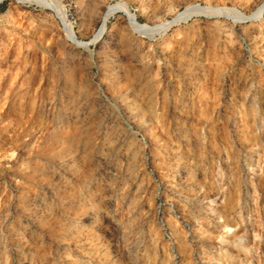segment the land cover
Here are the masks:
<instances>
[{
    "label": "rangeland",
    "instance_id": "374dc122",
    "mask_svg": "<svg viewBox=\"0 0 264 264\" xmlns=\"http://www.w3.org/2000/svg\"><path fill=\"white\" fill-rule=\"evenodd\" d=\"M48 1L0 0V264H264V0Z\"/></svg>",
    "mask_w": 264,
    "mask_h": 264
},
{
    "label": "bare ground",
    "instance_id": "6f19581e",
    "mask_svg": "<svg viewBox=\"0 0 264 264\" xmlns=\"http://www.w3.org/2000/svg\"><path fill=\"white\" fill-rule=\"evenodd\" d=\"M22 1H25V0H22ZM36 1L43 2L46 5L52 7L56 11H58L59 16L65 22V16L61 12V10L58 8L57 3H52L48 0H36ZM117 12H121V13L125 14L129 18L130 25L133 28V30L138 31V32H146V31L155 32V31H159V30H165L169 26H171V24L173 22L185 21L195 14H200V15L201 14H205V15L224 14V15H226L225 12L218 10V9L193 6V7H189L185 12L179 14L173 22L165 23L164 25H161L159 28H149V26L141 25L137 22V20L135 19V16L128 10V7L125 3H116V4L109 5L106 7V10H105L103 17H102L101 26H100L98 32L94 35V38L92 40L93 43L100 41L101 37L103 36V34L107 30V22L109 21L110 17L115 15V13H117ZM233 15H234V19L236 21H245L246 19H248L250 21L262 20L264 18V1H263L262 5L250 16H247L244 14H238V13H235ZM263 21H264V19H263ZM66 30L68 31L69 38L71 39L73 44H75L77 46H79L80 44L84 45L83 42L78 41L74 30L68 24H66Z\"/></svg>",
    "mask_w": 264,
    "mask_h": 264
},
{
    "label": "water",
    "instance_id": "95a60500",
    "mask_svg": "<svg viewBox=\"0 0 264 264\" xmlns=\"http://www.w3.org/2000/svg\"><path fill=\"white\" fill-rule=\"evenodd\" d=\"M218 15H224V14H218ZM225 17H227V18H230V17H228V16H226V15H224ZM246 20H248V19H246Z\"/></svg>",
    "mask_w": 264,
    "mask_h": 264
}]
</instances>
